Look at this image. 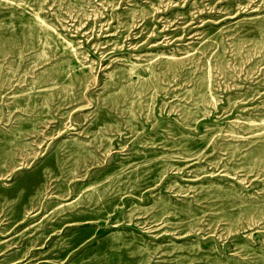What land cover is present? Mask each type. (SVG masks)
<instances>
[{"label":"rangeland","instance_id":"1","mask_svg":"<svg viewBox=\"0 0 264 264\" xmlns=\"http://www.w3.org/2000/svg\"><path fill=\"white\" fill-rule=\"evenodd\" d=\"M0 264H264V0H0Z\"/></svg>","mask_w":264,"mask_h":264}]
</instances>
